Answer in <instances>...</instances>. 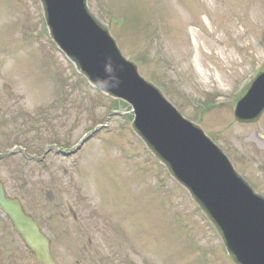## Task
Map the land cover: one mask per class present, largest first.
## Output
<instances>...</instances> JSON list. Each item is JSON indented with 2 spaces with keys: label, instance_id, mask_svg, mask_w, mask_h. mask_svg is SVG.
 Returning <instances> with one entry per match:
<instances>
[{
  "label": "rangeland",
  "instance_id": "rangeland-1",
  "mask_svg": "<svg viewBox=\"0 0 264 264\" xmlns=\"http://www.w3.org/2000/svg\"><path fill=\"white\" fill-rule=\"evenodd\" d=\"M88 3L99 18L113 27L123 56L135 62L145 77L164 82L167 97L184 116L202 125L235 167L264 195V169L259 171L256 163L244 156L249 148L252 152L257 148L264 159V115L252 124H241L232 118V107L224 103L233 100L232 93L240 82L248 78L250 82L256 74L253 65L260 62L264 66V0H88ZM23 10L27 18L21 16ZM108 13L131 20V29L111 25ZM22 25L27 26V33L18 29ZM0 50L13 54V92L18 101L22 103L24 98L17 90L28 92L29 98L41 104L48 103L51 91L55 90L51 86L53 74L40 64L50 60L63 68L65 61L49 40L36 0H0ZM0 56L2 59L5 56L9 65L8 56ZM56 84L59 86L56 95L64 94L62 86ZM83 88L97 92L86 83ZM67 99L71 120L78 115L74 104L81 100L86 114L90 111L97 116L103 114L104 108L96 101L90 103L87 94L79 89L71 90ZM216 100L219 104H214ZM123 107L130 117L129 106ZM209 107L212 109L206 110ZM62 117L63 123L66 122ZM106 121L112 130L104 127L93 136L101 148H96L92 141L86 142V159L80 168L75 166V160L82 153L69 160L53 153L45 166V162L28 161L22 153L13 156L14 168L10 167V160L0 161V174L9 192L38 204L33 211L50 231L60 262L231 264L216 231L212 232L201 211L189 204L182 194L186 192L176 182L170 184L169 179L162 177L158 164L131 132L130 121L108 120V116ZM75 125L72 141L89 126L83 120ZM15 132L17 126L13 121ZM136 156L144 161L139 163L140 158L136 162L133 160ZM57 177H65L66 182L61 185ZM69 182H74L76 187L66 193L53 188L56 185L62 191ZM47 189L53 191L49 201L45 197ZM73 197L80 206L73 204ZM66 203L76 210L77 223L64 210ZM61 210L63 216L58 217ZM50 213L53 216H48ZM109 222L117 226L120 235L126 233L112 234L109 241L110 226L106 224ZM1 225L2 264H19V261L31 264L23 248L16 244L12 248L16 254H12V261L8 260L11 249L7 247L12 242L13 231L9 224ZM100 228L107 231L104 235L108 241L99 234ZM57 231L62 238L57 237ZM88 237L94 247L100 248L94 257L92 249L86 248Z\"/></svg>",
  "mask_w": 264,
  "mask_h": 264
},
{
  "label": "water",
  "instance_id": "water-1",
  "mask_svg": "<svg viewBox=\"0 0 264 264\" xmlns=\"http://www.w3.org/2000/svg\"><path fill=\"white\" fill-rule=\"evenodd\" d=\"M55 42L97 87L131 102L132 127L215 225L236 264H264V198L234 171L201 128L181 117L120 57L106 28L86 9L85 0H41ZM264 109V74L238 103L236 118L253 121ZM0 208L26 246L43 264H54L48 243L18 200L5 197Z\"/></svg>",
  "mask_w": 264,
  "mask_h": 264
},
{
  "label": "flooded vegetation",
  "instance_id": "flooded-vegetation-1",
  "mask_svg": "<svg viewBox=\"0 0 264 264\" xmlns=\"http://www.w3.org/2000/svg\"><path fill=\"white\" fill-rule=\"evenodd\" d=\"M10 91H12V90H10ZM9 91V88H4V93L6 94V98H1L0 97V100H1V103L3 104V105H7V103H8V98H10V94H11V92ZM7 108H9V105L7 106Z\"/></svg>",
  "mask_w": 264,
  "mask_h": 264
}]
</instances>
